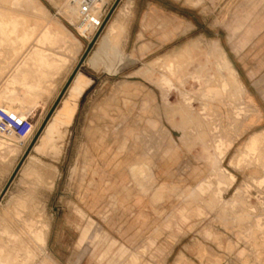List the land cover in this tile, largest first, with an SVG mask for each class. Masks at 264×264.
I'll return each mask as SVG.
<instances>
[{"label":"rangeland","instance_id":"obj_1","mask_svg":"<svg viewBox=\"0 0 264 264\" xmlns=\"http://www.w3.org/2000/svg\"><path fill=\"white\" fill-rule=\"evenodd\" d=\"M9 2L13 39L39 31L0 62V108L33 124L0 135V264H264V0H94L92 44L83 0ZM67 67L115 75L114 129L38 155Z\"/></svg>","mask_w":264,"mask_h":264},{"label":"bare ground","instance_id":"obj_2","mask_svg":"<svg viewBox=\"0 0 264 264\" xmlns=\"http://www.w3.org/2000/svg\"><path fill=\"white\" fill-rule=\"evenodd\" d=\"M20 0H10L9 2V6L12 8L15 3V5L18 6ZM80 1V0H79ZM5 0H0V4L4 3ZM70 3V2H69ZM189 3V2H188ZM1 9V8H0ZM36 9V8H35ZM43 10V9H42ZM41 11V10H40ZM45 11V10H44ZM44 11H41L42 14ZM40 12V15H41ZM46 13V12H45ZM39 15V13H37ZM77 14V13H76ZM45 15V14H44ZM48 15V14H47ZM43 16V15H42ZM46 16V15H45ZM19 17H22V15H18V13H14L11 11H2L0 12V25L3 23L5 29H4V34L6 36V38L4 39L5 41L2 40V42H0V62L3 60H6L7 54H5L6 52L3 50L4 46L6 47V45L8 44L11 47V43L14 42L16 40V42L12 43V45H19L21 44V41L24 39L28 44L29 41L32 40L31 36L33 35V32H35V30L37 31L38 28L36 27V29H29L27 27L24 26V33L23 31L21 32L20 27L18 28V31L15 35V39L12 38L11 34L13 31L12 25H14V23L18 22ZM23 18V17H22ZM49 18V16H48ZM28 19V18H27ZM26 19V20H27ZM25 23V22H24ZM109 23V22H108ZM107 23V24H108ZM103 26L96 31L95 35L93 36V38L91 39L90 43H92L93 41H95V38L97 37L98 33L104 28H106L107 25ZM22 25V24H21ZM28 25V24H27ZM57 27H60V25L58 26V24H56ZM54 26V27H56ZM53 27V28H54ZM20 29V30H19ZM56 29V28H55ZM50 30V27H49ZM39 31V30H38ZM51 31V30H50ZM55 32V31H54ZM36 33V32H35ZM11 36V37H10ZM31 38V40H30ZM34 38V37H33ZM99 38V37H98ZM98 41V39L96 40V42ZM109 42V41H108ZM107 42V43H108ZM109 44V43H108ZM30 45V44H29ZM104 49V46H102ZM101 47V48H102ZM18 48V47H17ZM15 48V49H17ZM216 48V47H215ZM8 49V48H7ZM20 50V49H19ZM18 50V52H19ZM218 50V48L216 49ZM5 53H4V52ZM12 52H14V54H11L10 52H8V54L10 53L11 55H15L16 54V50H10ZM220 51V49L218 50ZM24 52V51H23ZM217 52V51H216ZM21 53V52H19ZM179 54V52H177ZM10 55V56H11ZM173 55V54H172ZM215 55V54H214ZM213 55V56H214ZM9 56V57H10ZM15 57V56H14ZM53 57V56H52ZM96 57V56H95ZM94 57V58H95ZM172 57L173 56H168L165 60L168 62L170 61L172 63ZM11 58V57H10ZM14 59V58H13ZM93 58L91 59V63L93 64ZM169 62V63H170ZM178 64V63H177ZM90 84V80L87 79L84 75L80 74V73H76L75 76L73 77L70 85L68 86V94L67 97L62 98L61 102H60V106H58L57 108H55V111L53 112L50 120L46 123L45 127L42 130V133L39 135V137L37 138L35 144L32 145L31 150L38 154V155H47L48 153H53L54 155H58L59 154V149H60V145H58V143L63 139L65 133H66V129L67 127L70 125L73 115L76 111V106H77V100L79 99V97L81 96V94L83 93V91L85 90V88ZM62 94V93H61ZM61 94L59 96V99L61 97ZM58 99V101H59ZM8 111V110H6ZM13 112V111H11ZM14 113V112H13ZM16 114V113H15ZM33 125V124H32ZM42 126H40L37 131L34 133L32 140L29 144V147L31 146L32 142L34 141V139L36 138L37 133L39 132V130L41 129ZM5 139H8L10 137L13 136H1ZM28 147V148H29ZM141 165V164H140ZM132 174L136 175L138 173V175H143L141 168L136 167V168H132L131 169Z\"/></svg>","mask_w":264,"mask_h":264},{"label":"crops","instance_id":"obj_3","mask_svg":"<svg viewBox=\"0 0 264 264\" xmlns=\"http://www.w3.org/2000/svg\"><path fill=\"white\" fill-rule=\"evenodd\" d=\"M74 67H67V71L63 78L64 82H68ZM86 68V72L81 70L77 73L84 75L87 79L90 80V84L85 88L79 99L77 100L76 111L73 115L70 125L67 127L66 131L68 133L75 132L77 135H87L93 137L91 139L92 151L99 152V137L101 134L107 133L110 135V130L114 126L115 121V112H111L109 109L101 113L100 103H115V80L112 78L115 75L106 72L102 69L101 73L104 75L103 78H100V69L95 70L90 67H81ZM67 75V76H66ZM66 82V83H67ZM66 85V84H65ZM68 90V89H67ZM64 93V97H67L68 91ZM55 95V94H54ZM48 98L47 104L49 101H52L55 96ZM63 97V98H64ZM114 129V128H113ZM94 143L96 144L94 147Z\"/></svg>","mask_w":264,"mask_h":264},{"label":"built area","instance_id":"obj_4","mask_svg":"<svg viewBox=\"0 0 264 264\" xmlns=\"http://www.w3.org/2000/svg\"><path fill=\"white\" fill-rule=\"evenodd\" d=\"M80 21L87 24L94 30H99L105 20V10L98 13L94 0H83L79 9ZM80 38L86 39L80 35ZM32 130L31 120L0 108V135L13 136L17 139H24Z\"/></svg>","mask_w":264,"mask_h":264},{"label":"water","instance_id":"obj_5","mask_svg":"<svg viewBox=\"0 0 264 264\" xmlns=\"http://www.w3.org/2000/svg\"><path fill=\"white\" fill-rule=\"evenodd\" d=\"M112 11H113V10H112ZM104 23H105V21H104ZM92 43H94V41H93ZM92 43H91V44H92ZM90 48H91V45H90V47L88 48V50H89ZM75 74H76V72H75V73L72 75V77L69 79V81H68L66 87L64 88V90H63L61 96L66 92V90H67L68 86L70 85V83H71L73 77L75 76ZM60 98H61V97H60ZM58 102H59V101H57V103H56V104L54 105V107L52 108V111H51V113H50L49 116H51V114L53 113V111H54L55 108L57 107ZM47 120H48V119H47ZM47 120H46L45 123L42 125L41 129L39 130V132L37 133L36 138H35L34 141L32 142L31 146L28 148V151L31 150L32 145L35 144L37 138H38L39 135L42 133V130H43V128L45 127V125H46V123H47ZM28 151H27V152H28Z\"/></svg>","mask_w":264,"mask_h":264},{"label":"flooded vegetation","instance_id":"obj_6","mask_svg":"<svg viewBox=\"0 0 264 264\" xmlns=\"http://www.w3.org/2000/svg\"><path fill=\"white\" fill-rule=\"evenodd\" d=\"M40 175H41V173H40Z\"/></svg>","mask_w":264,"mask_h":264}]
</instances>
